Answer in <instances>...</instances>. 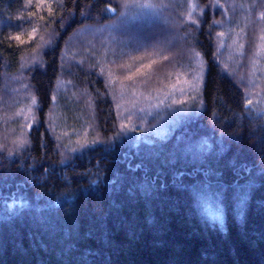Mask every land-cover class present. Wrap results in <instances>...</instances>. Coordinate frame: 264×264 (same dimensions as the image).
I'll list each match as a JSON object with an SVG mask.
<instances>
[{"label": "trees", "instance_id": "1", "mask_svg": "<svg viewBox=\"0 0 264 264\" xmlns=\"http://www.w3.org/2000/svg\"><path fill=\"white\" fill-rule=\"evenodd\" d=\"M259 33L264 0H0V264H264ZM119 85L175 97L137 130Z\"/></svg>", "mask_w": 264, "mask_h": 264}, {"label": "rangeland", "instance_id": "2", "mask_svg": "<svg viewBox=\"0 0 264 264\" xmlns=\"http://www.w3.org/2000/svg\"><path fill=\"white\" fill-rule=\"evenodd\" d=\"M141 5L142 3H140L138 10H136L135 2L132 1L127 3L126 9L121 13L115 28L135 22V20L142 14ZM145 6L146 5L143 6L144 9ZM111 27H113V25ZM223 39L226 43L227 40H230V42L233 43L232 47L236 49L237 42L240 41L239 32L225 29L224 32H222V35H220L219 42ZM256 44L255 51L250 56H246L244 52H240L243 61L247 64V71H242L240 72V75H238V78L250 88V92L247 93L249 98L251 94L252 96L255 95V98L249 102L251 107L259 101L264 102V36L260 35V33ZM225 61L228 64V67L233 65L235 63V54L228 53L225 57ZM168 71H170V69H167L166 72ZM156 80L157 78L155 79V82ZM116 94L118 95L117 102L122 112L123 123L128 124V127H133L137 130L140 127V123L142 124V127H144L145 121L155 118L154 113L167 108L173 100V97H175V95L171 96L170 93L166 91H149L140 93L130 90L127 92L120 85ZM59 95V97H65L71 95V93L65 91L62 94L59 93ZM22 101L29 102V99ZM57 113L58 109L55 107L54 114L56 115ZM82 129L83 130L81 131L73 132L74 139L78 140L88 136V127L84 126ZM68 134L70 133H62L63 136H69Z\"/></svg>", "mask_w": 264, "mask_h": 264}]
</instances>
